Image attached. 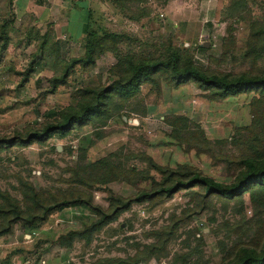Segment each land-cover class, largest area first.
I'll use <instances>...</instances> for the list:
<instances>
[{
    "label": "rangeland",
    "instance_id": "obj_1",
    "mask_svg": "<svg viewBox=\"0 0 264 264\" xmlns=\"http://www.w3.org/2000/svg\"><path fill=\"white\" fill-rule=\"evenodd\" d=\"M92 33L118 36L117 50L98 55L91 69L74 66L51 92V81H61L84 55ZM250 33L257 38L249 43ZM174 51L207 72L264 73V0H0V195L16 201L27 221L35 207L22 181L44 199L74 192L108 211L110 194L130 198L150 185L77 181L93 180L94 163L104 158L145 170L143 154L163 167L236 181L240 160L264 149V105L254 104L253 94L208 101L193 83L173 88L161 81L158 93L144 85L128 101L116 97L107 115L63 139L14 141L76 107L84 88L110 85L122 58L162 60ZM183 121L180 132L168 125ZM256 198H215L200 210L183 191L133 204L96 230V212L71 205L33 225L15 220L0 236V264H232L264 248L263 199ZM6 223L0 218V229Z\"/></svg>",
    "mask_w": 264,
    "mask_h": 264
},
{
    "label": "trees",
    "instance_id": "obj_2",
    "mask_svg": "<svg viewBox=\"0 0 264 264\" xmlns=\"http://www.w3.org/2000/svg\"><path fill=\"white\" fill-rule=\"evenodd\" d=\"M97 38L98 36L93 33L85 36L84 55L72 60L61 81L58 79L51 81V92L63 84V80L68 77L74 66H81L85 70L91 69L98 55L117 50L118 36L107 34L100 40ZM254 38H257L256 35L250 33L249 43ZM110 71L111 76L116 78L110 85L84 88L76 107L60 110L45 123L42 129L27 133V136L18 135L14 139L15 143L28 146L34 142L44 143L53 138L63 139L72 131L90 125L95 118L107 115L110 112L109 104L116 97L128 101L140 94L144 85L150 86L158 93L161 81L173 88L193 83L208 101H223L230 97L253 94L255 96L253 103L264 105V73L231 75L207 72L196 65L191 56L182 55L179 51L172 52L167 59L162 60L122 58ZM168 125L175 132L187 129L184 121L180 124L177 122ZM140 162L146 166L145 170H131L121 165H114L108 159H100L94 163L96 171L93 180L77 181L83 186L106 185L117 180L131 186H140L144 183L150 185L149 189H140L130 198L110 194L108 211L95 207L90 198L74 192L60 193L58 196L49 195L48 199H44L31 185L22 181L23 196L31 202L35 210L26 214L30 218V221H27L24 219L25 213L16 201L8 195H0L3 203L0 206V218L8 222L6 228L0 229V236L10 231L9 226L15 220H23L33 225L44 221L55 210L75 204L86 205L96 212L98 220L91 226L96 230L114 221L122 211L129 210L133 204H156L183 191L189 192L190 196L197 200L200 210L210 209L215 198L227 201L238 200L245 194L263 199L261 206L264 207V149L240 160L243 172L230 184L207 177L193 167L182 165L172 169L160 166L144 154L140 155ZM73 174L78 178L76 171H73ZM10 217L12 220L9 219ZM232 264H264V248L260 253H245L244 257Z\"/></svg>",
    "mask_w": 264,
    "mask_h": 264
},
{
    "label": "water",
    "instance_id": "obj_3",
    "mask_svg": "<svg viewBox=\"0 0 264 264\" xmlns=\"http://www.w3.org/2000/svg\"><path fill=\"white\" fill-rule=\"evenodd\" d=\"M203 47H204V48H208V44H207V43H205V45H203Z\"/></svg>",
    "mask_w": 264,
    "mask_h": 264
}]
</instances>
